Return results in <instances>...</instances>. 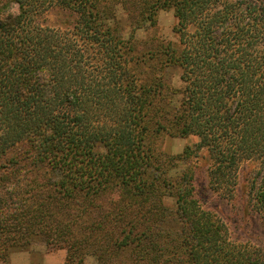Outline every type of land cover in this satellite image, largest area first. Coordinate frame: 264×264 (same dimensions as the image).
<instances>
[{
  "label": "trees",
  "instance_id": "16d2710c",
  "mask_svg": "<svg viewBox=\"0 0 264 264\" xmlns=\"http://www.w3.org/2000/svg\"><path fill=\"white\" fill-rule=\"evenodd\" d=\"M112 1L0 0V262L43 235L66 264H264L260 248L229 243L196 205L195 178L168 176L159 149L162 134L198 137L226 198L255 163L248 193L264 212V0H135L141 20L165 7L178 19L152 73L106 24ZM56 8L77 15L73 27L38 22ZM169 66L181 69L178 104ZM168 213L189 219L182 241L159 229Z\"/></svg>",
  "mask_w": 264,
  "mask_h": 264
},
{
  "label": "rangeland",
  "instance_id": "374dc122",
  "mask_svg": "<svg viewBox=\"0 0 264 264\" xmlns=\"http://www.w3.org/2000/svg\"><path fill=\"white\" fill-rule=\"evenodd\" d=\"M135 0H114L109 4L110 12H107L105 22L118 30L119 36L130 42L132 49L130 56L136 61L142 60L145 69L152 73L158 69L157 62L161 61V44L177 43L175 33L177 17L173 8L165 7L151 14V20H141ZM18 9V8H16ZM77 15L69 10L52 9L38 19L43 25H55L61 28L74 26ZM154 56V57H152ZM156 68V69H155ZM139 71V69H136ZM164 83L168 87V93L176 92L173 96L174 103L181 102V91L184 83L181 79V69L176 66L165 67L161 71ZM196 136L172 137L162 134L159 141V149L164 152L162 158L165 163L171 162L173 168L168 170V176L184 178L186 174L195 178V190L193 199L196 205L205 210L213 211L217 218L224 223L229 243L234 246H247L260 248L264 252V212L256 209L249 196L251 171L255 163H244L241 166L233 197H224L222 192L212 190L208 180L209 156L207 149L198 151L199 144ZM190 151L184 152L186 148ZM102 150V149H100ZM99 152V150H98ZM185 153V154H184ZM182 156H184L182 158ZM164 163V164H165ZM165 176L166 169H162ZM174 196L164 197L165 203L174 211ZM191 210V209H190ZM169 212V211H168ZM158 226L166 230L177 241L191 233L188 218L180 215L161 214ZM187 220V221H186ZM68 251L64 245L51 242L43 235H33L22 247H13L7 251L5 259L0 264H66ZM17 256V260H15ZM19 259H24L19 263ZM85 264H97L93 256L86 258Z\"/></svg>",
  "mask_w": 264,
  "mask_h": 264
},
{
  "label": "crops",
  "instance_id": "0c3cea01",
  "mask_svg": "<svg viewBox=\"0 0 264 264\" xmlns=\"http://www.w3.org/2000/svg\"><path fill=\"white\" fill-rule=\"evenodd\" d=\"M17 256H15V258H16ZM18 258V257H17ZM17 258L15 259V260H17ZM18 261H20L19 263H21V262H23L24 261V259H19ZM12 264H16V263H14V262H12ZM22 264H25L24 262L22 263ZM27 264H30L29 262L27 263Z\"/></svg>",
  "mask_w": 264,
  "mask_h": 264
}]
</instances>
